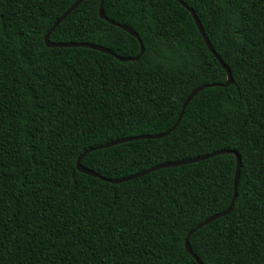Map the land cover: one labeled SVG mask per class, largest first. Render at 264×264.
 <instances>
[{
    "label": "trees",
    "instance_id": "16d2710c",
    "mask_svg": "<svg viewBox=\"0 0 264 264\" xmlns=\"http://www.w3.org/2000/svg\"><path fill=\"white\" fill-rule=\"evenodd\" d=\"M78 0H0V264H198L189 233L226 211L233 154L112 184L77 168L87 150L171 130L197 88L228 76L176 0H104L139 34L138 61L45 37ZM195 10L233 83L208 87L166 137L87 154L83 167L120 179L219 151L241 158L231 212L197 230L203 264H264V0H181ZM87 0L53 43L134 58L139 41Z\"/></svg>",
    "mask_w": 264,
    "mask_h": 264
},
{
    "label": "water",
    "instance_id": "95a60500",
    "mask_svg": "<svg viewBox=\"0 0 264 264\" xmlns=\"http://www.w3.org/2000/svg\"><path fill=\"white\" fill-rule=\"evenodd\" d=\"M85 1H87V0H78V1H76L55 22V24L53 25V27L51 28V30L48 32V34L45 37L46 46L50 47V48L86 47V48H91V49H94V50H97V51H100V52H103V53H107V54L113 55V56H115L117 59H119L122 62L138 61L141 58V56L144 54V51H145L144 44H143V41L141 40V37L139 36V34L137 32H135L133 29L129 28L128 26L117 24V23L109 20L106 17V15H105L104 0H101L100 17L103 20H106L109 23H111V24H113V25H115L117 27H120L121 29H123L127 33L131 34L134 38H136L139 41L140 46H141V52H140V54L138 56H136L134 58H130V57L123 58V57L115 55L109 49H106L104 47L97 46V45H91V44H88V43H53V42L50 41V37H51L52 33L61 24V22L63 20H65L70 14H72ZM176 1H178L182 6H184L191 13V15H192V17H193V19H194L199 31H200V33H201V35H202V37H203V39H204V41H205V43H206V45H207V47L209 49V51L215 56V58L218 60V62L221 64V66L226 70L227 76H228L227 82L225 84H223V85H221V84H212V85L201 86V87L195 89L188 96V98L185 100V102L183 104L182 112H181L180 117L177 120L175 126L171 130H169L168 132L161 133V134H158V135H143V136H136V137H128V138H124V139H121V140L114 141V142L109 143L107 145L99 146V147L94 148V149H89V150L85 151L79 157V159L77 161V168H78L79 171H81V172H83V173H85L87 175H90V176H93V177H96V178H101L102 180H105V181H107L109 183H112V184H120V183H124V182H128V181L134 180L136 178L142 177L144 175H147V174H149L151 172H154V171H158L160 169L180 167V166H184V165L198 163L200 161H204V160H207V159L219 156V155L233 154L236 157L237 168H236V176H235V183H234V196H233V200L231 202V205L229 206V208L226 211L221 212L219 214H216V215L210 217L209 219H207L205 222L201 223L194 230H192L189 233V235L187 236V238H186L185 246H186L187 251L194 257V259L197 261L198 264H203V262L199 259V257L191 249L190 238L197 230L207 226L208 224H210L211 222H213V221H215L217 219L225 217L226 215H228L231 212V210H232V208H233V206L235 204V200L237 198V187H238V183H239V179H240V173H241V158H240V156L238 155L237 152H235V151H219V152H216V153H212V154H208V155H205V156L196 157V158H192V159H187V160H183V161L159 164L157 166H154V167H152V168H150L148 170L142 171L140 173H137V174H134V175H131V176H127V177H124V178H120V179H115V180L103 178L99 174H97V173H95V172L83 167V165L81 163V161L83 160V158L87 154H89V153H91L93 151H96V150H102V149H105V148H108V147H113V146H116V145H119V144H123V143H127V142H133V141L142 140V139H159V138H163V137L168 136L177 127V125L179 124V122L182 119V116H183V114L185 112L186 107L188 106V104L193 100V98L197 94H199L202 90H204V89H206L208 87H215L217 85L222 86V87H228V86H230L233 83V78H232V74H231L230 69L223 62L222 58L218 55V53L215 51L214 47L212 46V44H211L209 38L207 37V34L205 33L204 28H203V26H202V24H201V22H200V20H199V18L197 16L195 10H193L190 7H188V5L186 3H184L183 1H181V0H176Z\"/></svg>",
    "mask_w": 264,
    "mask_h": 264
}]
</instances>
